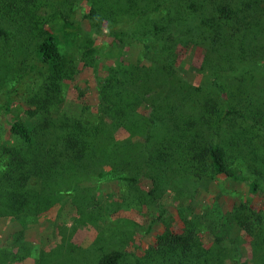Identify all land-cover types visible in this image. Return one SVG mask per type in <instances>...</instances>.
<instances>
[{
    "label": "rangeland",
    "instance_id": "1",
    "mask_svg": "<svg viewBox=\"0 0 264 264\" xmlns=\"http://www.w3.org/2000/svg\"><path fill=\"white\" fill-rule=\"evenodd\" d=\"M227 1L239 4L241 0ZM262 1L255 0L248 7L256 10L251 22L261 24V38ZM43 4L40 14L45 19L44 35L56 34L69 58L66 63L70 72L68 78L62 79L53 107L38 113L27 98L41 81L39 66L31 70V55L23 50L13 58V65L28 74L10 95L14 102L11 112L0 113V160L6 148L28 145L21 131L25 127H33L32 136L41 150L40 144H46L55 132L71 129L96 136L101 145L87 160L85 169L71 171L67 177L52 171L50 176L57 178L49 180L50 188L36 185L37 197L32 198L39 200L36 207L17 216H0V264H96L111 251L120 253L118 264H160V241L167 234L189 232L198 249H211L217 236L226 241L219 264H264V178L260 180V193L253 194L243 182L222 176L192 177L184 169L165 164L166 174L155 186L152 176L161 173L142 163V145L151 125L150 116L158 115L149 106L157 89L145 92L120 119L114 110L101 107V89L109 77L120 80L118 87L122 88L136 65L148 66V61L139 62L138 40L146 34L143 28L152 26L151 20L140 18L141 31L131 25L132 34L126 30L124 38L116 39L109 26L110 22H118L114 10L102 13L96 3L88 8L87 0H43ZM56 7L64 14L72 34L54 30L58 25L53 13ZM4 43L1 41L0 47ZM260 50L264 56V43ZM167 61L173 62L175 77L186 84L217 89L211 83L216 74L203 69L202 49L179 46L176 58ZM261 61L264 65V58ZM141 82L134 83L133 88ZM248 84L264 93V80ZM229 86L230 83L222 96L231 94ZM4 92L2 86L0 104ZM183 105L180 111L189 109L188 103ZM28 111L34 112L32 118ZM152 131L156 138L164 134L160 122H155ZM256 143L263 144L261 140ZM246 154L250 156L249 149ZM241 173L256 176L247 168ZM120 174L126 178H111ZM249 210L254 213L251 233L241 228L236 219ZM257 216H262L260 221Z\"/></svg>",
    "mask_w": 264,
    "mask_h": 264
},
{
    "label": "trees",
    "instance_id": "2",
    "mask_svg": "<svg viewBox=\"0 0 264 264\" xmlns=\"http://www.w3.org/2000/svg\"><path fill=\"white\" fill-rule=\"evenodd\" d=\"M254 2L87 0L88 8L96 3L102 13L108 9L116 12L118 22L109 24L116 39L124 38L126 30L132 34L131 25L141 31L140 18L151 20L152 26L148 30L144 27L142 31L146 34L138 40L141 45L139 62L148 61V66L136 65L122 88L118 87L120 80L109 77L108 84L101 89V107L114 110L120 119L140 102L145 92L157 89L149 106L151 111L157 110L158 115L150 116L151 125L142 145V163L161 173L152 176L155 186L166 174L165 164H171L172 169H184L186 175L192 177L222 176L247 184L253 194L262 190L264 93L248 84L255 79L264 80V73H261L264 72L261 61L264 56L260 54L264 37L261 38L258 31L261 24L251 22L256 10L248 9ZM44 5L43 0H0V42L5 41L0 47V89L2 86L5 89L0 104L2 114L7 115L13 109L10 95L28 74L21 73V68L13 65V58L18 57L21 50L31 55L28 64L31 70L39 66L41 81L27 98L38 113L53 107L61 91L62 79L70 72L66 63L69 58L56 34L44 35L45 19L40 14ZM261 5L263 10L264 0ZM53 10L58 24L54 30L72 34L59 7ZM88 11L95 15L92 10ZM188 45L203 50V69L216 74L211 83L218 90L211 86L208 89L194 87L175 77L173 62L168 63L167 59H175L177 48ZM137 81L144 83L133 88ZM229 83L231 94L222 96L221 92ZM184 102L189 104V109L180 111ZM27 114L32 118L34 112ZM155 122H160L164 130L159 138L152 131ZM46 124L44 120V129ZM21 131L28 145L6 148L0 160V216H17L36 207L39 200H32L37 197L36 185L50 188L47 183L57 178L56 175L67 177L71 171L85 169L87 160L101 145L96 136L71 129L55 132L46 144H40L41 150L32 136L33 127ZM256 140L263 144L259 146ZM246 168L253 170L256 176L242 174ZM52 171L57 173L53 177L50 176ZM111 178L126 177L120 174ZM253 214L249 210L236 216L238 225L247 233H251L254 226ZM261 218L256 217L258 221ZM224 244L226 241L217 236L211 249H198L192 232L167 234L157 251L162 259L160 264H219ZM119 259L120 253L111 251L101 256L96 264H118Z\"/></svg>",
    "mask_w": 264,
    "mask_h": 264
}]
</instances>
